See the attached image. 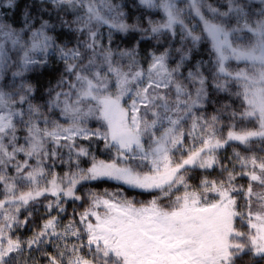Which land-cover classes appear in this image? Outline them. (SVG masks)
<instances>
[{"label": "snow or ice", "instance_id": "6c2138e0", "mask_svg": "<svg viewBox=\"0 0 264 264\" xmlns=\"http://www.w3.org/2000/svg\"><path fill=\"white\" fill-rule=\"evenodd\" d=\"M0 9V264L264 262V0Z\"/></svg>", "mask_w": 264, "mask_h": 264}, {"label": "trees", "instance_id": "16d2710c", "mask_svg": "<svg viewBox=\"0 0 264 264\" xmlns=\"http://www.w3.org/2000/svg\"><path fill=\"white\" fill-rule=\"evenodd\" d=\"M0 11H2V9H0ZM231 153V149H228L227 153H221L222 156L230 154ZM99 159H108V154L107 153H100L98 155ZM215 175V173L213 174ZM193 184L198 183V177L195 175V173H193V180L191 181ZM238 183H245V181H238ZM117 185L114 181H106V182H97L95 187L93 188V191L96 192H103L104 190H108V191H116L117 190ZM182 191V190H181ZM179 194V193H176ZM125 195H129V193H125ZM138 203L139 202H146L148 199H151L150 196H148L147 194L142 195V196H135L134 197ZM165 204H167V201H165ZM78 210H82V209H78ZM69 211H71V209H69Z\"/></svg>", "mask_w": 264, "mask_h": 264}, {"label": "rangeland", "instance_id": "374dc122", "mask_svg": "<svg viewBox=\"0 0 264 264\" xmlns=\"http://www.w3.org/2000/svg\"><path fill=\"white\" fill-rule=\"evenodd\" d=\"M245 259L247 260V257ZM261 264H264V262H261Z\"/></svg>", "mask_w": 264, "mask_h": 264}]
</instances>
